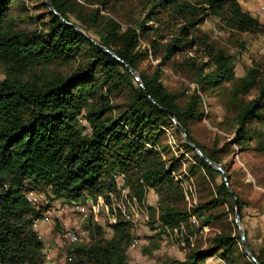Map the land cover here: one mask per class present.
Masks as SVG:
<instances>
[{"label": "trees", "instance_id": "trees-1", "mask_svg": "<svg viewBox=\"0 0 264 264\" xmlns=\"http://www.w3.org/2000/svg\"><path fill=\"white\" fill-rule=\"evenodd\" d=\"M50 2L64 21L89 38L50 12L45 0L36 15H29L25 0H0V264L46 262L44 244L33 229L45 207L32 206L30 193L46 195L51 202L107 199L108 193L118 194V175L138 203L147 189L160 196L156 209L150 210L163 228L173 230L192 217L202 226L219 228L208 238L207 248L194 247L184 260L161 264H206L214 256L226 264H254L235 221L226 222L235 214L230 189L242 210L248 206L228 160L234 145L241 153L264 154V57L237 77L235 57L201 26L213 16L233 34H260L264 23L244 11L241 0ZM124 3L133 6L129 17L123 14ZM148 22L159 25L148 28ZM142 39H147L153 61H160L152 71H139L149 56L141 48ZM100 47L138 72L143 88ZM190 52L192 57L176 59ZM169 63L191 74L195 88H188V94H176L163 84L162 67ZM203 93L228 100L223 123L235 133L232 141L219 136L206 148L194 138L191 126L205 116ZM168 111L188 139L225 169L229 187L216 182L222 174L188 143L181 144L180 157L172 154L168 130L181 133ZM186 153L193 154L189 171L197 176L201 194L191 209L183 205L185 193L176 179ZM88 223L84 229L93 230L95 237L70 246L62 264H127L131 223L108 225L109 239L98 224L91 219ZM246 235L255 258L264 264L263 251L256 253Z\"/></svg>", "mask_w": 264, "mask_h": 264}, {"label": "rangeland", "instance_id": "rangeland-1", "mask_svg": "<svg viewBox=\"0 0 264 264\" xmlns=\"http://www.w3.org/2000/svg\"><path fill=\"white\" fill-rule=\"evenodd\" d=\"M25 3L29 15L42 12L41 0H25ZM240 3L244 11L249 12L261 23H264V17H256L254 14V11L260 8L256 2L241 0ZM262 9L264 10V8ZM122 10L123 14L129 17L131 16L130 13H133V6L126 3ZM123 20L125 19L123 18ZM121 23L124 24L125 22ZM157 25L159 24L148 22L147 27L154 29L157 28ZM201 30L208 34L213 41L226 47L229 53L235 57L234 64L237 77H243L255 61H260L264 57V33L233 34L231 30L224 28V23L219 18L213 16L207 18L201 26ZM149 38H152V33L148 35L147 39ZM147 39H142L140 43L142 49L149 50L148 58L139 65V71L141 72L145 70L152 71L160 63V61H153ZM193 55L194 52H190L177 56L176 59L183 61ZM190 75L186 69L181 67L177 69L171 63L162 67L163 84L176 94L184 92L188 94L187 89H193L195 85L190 81ZM3 77L4 72L0 65V79ZM201 97L205 100L203 108L205 116L203 120L191 126L194 138L206 148H211L215 139L219 136L232 141L235 138V133L230 132L228 125L223 123L228 113L224 105L228 104V100L226 98L219 100L217 97H209L208 94L204 93ZM168 136L172 154L175 157H180L183 152L181 144L185 142L183 135H178L174 133V129H170L168 130ZM193 161V154L186 153L182 168L176 173V179L181 182L185 193L183 205L188 209L195 207L200 202L201 197L198 178L197 176L194 177L189 171V165ZM228 161L229 163L231 161L229 172L236 182L237 190L242 198L248 202V206L242 210V228L248 234L252 249L256 253L263 251L264 254V154L255 151L241 153L238 146L234 145L233 154ZM117 177H119L116 180L117 183L125 189L128 197H130L129 188L125 185L123 176L118 175ZM216 182L219 184L224 182L223 176H218ZM44 198L47 202H51L46 195ZM159 199V195L153 190L147 189L144 201L138 203L139 221L131 224V242L126 251L127 264H161L160 262L166 259L184 260L186 254L192 248H207L208 238L212 237L219 229L218 227H207L208 231L203 232L201 220L198 219L200 226L193 224L191 221L187 224L184 223L185 230L189 234L187 237H181L180 232L166 230L159 222H156V216L150 210V208L152 210L156 209ZM50 213V224L43 223L40 229L43 232V243L52 244L56 256L44 264H62L66 256V250L70 247L66 240L67 232L76 228L88 227L89 219L72 212L60 216L55 208L51 209ZM98 221L97 224L102 228L104 238L109 239L112 236V231L108 227L109 224L102 212H100ZM232 221H235V214H231L226 222L232 223ZM87 232L88 240L84 243L90 242L91 235L95 237L93 230H87ZM55 240L58 241L57 246L53 244ZM135 240L139 242L135 243ZM212 258L219 261V264H226L219 256Z\"/></svg>", "mask_w": 264, "mask_h": 264}, {"label": "built area", "instance_id": "built-area-1", "mask_svg": "<svg viewBox=\"0 0 264 264\" xmlns=\"http://www.w3.org/2000/svg\"><path fill=\"white\" fill-rule=\"evenodd\" d=\"M244 1V0H242ZM257 3V5L260 7L259 9L254 11L255 16L264 17V0H252ZM117 176H115V179L117 180ZM118 194L116 193H108L107 199H104L103 197H98L96 201L88 200L86 202L77 203V202H65V201H53V202H47L43 195H37L34 193H30L27 197L28 201L32 204L34 207H38L40 205L45 206V211L43 213L42 220H35L33 222V229L38 235V239L40 242H44L43 238V232L40 229L43 223L46 225H49L51 222V213L50 210L54 209L57 211V214L60 216L62 214H65L67 212L72 213H78L82 215L86 219H91L93 223L99 222L98 218L100 217V212H102L109 225H114L120 221L122 222H129L131 224H135L139 221V216L137 213L138 209V202L135 197H128V193L125 191V189L121 188L120 184L117 185ZM58 215V216H59ZM190 221L195 224L199 225V221L196 217H192ZM203 232L208 231V226H202ZM167 230V228H166ZM172 231H177L181 233V237H187L189 236L188 232L185 230L184 223L180 224L177 228L173 229ZM66 240L67 244L77 245L84 243L88 240V232L84 228H76L73 230H70L66 234ZM138 240H135V243H138ZM44 244V259L46 262L51 261L56 255L55 249L52 247V244ZM57 246L58 241L55 240L53 242ZM71 261V258L68 259Z\"/></svg>", "mask_w": 264, "mask_h": 264}, {"label": "water", "instance_id": "water-1", "mask_svg": "<svg viewBox=\"0 0 264 264\" xmlns=\"http://www.w3.org/2000/svg\"><path fill=\"white\" fill-rule=\"evenodd\" d=\"M50 12H52L55 16H57L58 18H60L64 23H66L68 26H72L78 33L82 34L83 36H85L86 38H89V36L87 34H85L79 27L72 25L71 23L64 21L59 15L58 13L54 10L50 0H45ZM91 41L96 45V42L93 41L91 39ZM100 49L102 51H104L105 53H108L110 56H112L115 60L119 61L120 63H122L126 69L129 71V73L133 76V78L135 79V81L138 82L139 86L141 88H143L142 83L139 80V76L138 73L136 71H134L128 64L124 63L123 61H121L114 53H112L111 51H109L106 48H102L100 47ZM151 102L156 105V103L151 100ZM169 117L173 120L174 124L176 125L177 129L180 131V133L183 135L184 140L186 143H188L192 149L199 155L201 156L211 167H213L215 170H217L218 172H220L223 176L224 181L226 182V185L229 187V183L227 182L228 178H227V173L225 171V169L217 164L214 163L213 161H211L207 156L204 155V153L201 151V149H199L195 144H193L187 137V133L186 131L183 129V127L177 122V120L175 119V116L173 113L171 112H167ZM230 194L234 200L235 203V223L238 227L239 230V234H240V238L242 241V245H243V249L246 253V256L254 263V264H260L259 261L255 258L249 244H248V240H247V235L245 233V231L242 228V208L239 202V199L237 197V195L230 189Z\"/></svg>", "mask_w": 264, "mask_h": 264}, {"label": "crops", "instance_id": "crops-1", "mask_svg": "<svg viewBox=\"0 0 264 264\" xmlns=\"http://www.w3.org/2000/svg\"><path fill=\"white\" fill-rule=\"evenodd\" d=\"M206 264H219V261H215L214 258H211V259L207 260Z\"/></svg>", "mask_w": 264, "mask_h": 264}]
</instances>
